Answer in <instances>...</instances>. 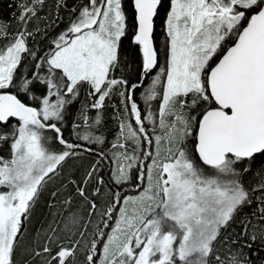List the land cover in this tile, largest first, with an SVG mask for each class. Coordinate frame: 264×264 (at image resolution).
<instances>
[{"label":"snow or ice","instance_id":"1","mask_svg":"<svg viewBox=\"0 0 264 264\" xmlns=\"http://www.w3.org/2000/svg\"><path fill=\"white\" fill-rule=\"evenodd\" d=\"M42 4H22L19 21L26 25ZM131 4L142 78L159 69L144 98L158 101V106L155 111L142 109L132 93H120L127 116L121 117L112 144L116 167L109 187L132 183L138 194L110 191L95 228L92 221L70 213L63 228H51L52 234L29 255L39 258V264H76L81 252L82 264H253L245 249L259 242L257 254L264 251V166L256 173L261 180L254 188H247L242 177L258 156L264 157V0ZM162 9L163 64L153 41ZM127 19L123 0H88L46 55L30 52L27 41L32 33L26 28L0 48V125L15 120L9 132L0 130V140L12 139L11 158L0 157V264H16L24 221L45 185L69 158L91 151L65 140L53 122L63 120L65 97H75L86 84L98 95L92 107L101 109L117 85H128L126 79L110 78L120 63ZM25 54L40 61L35 68L47 65L41 107L19 98L21 92L31 95L34 83L23 78L17 85ZM45 129L54 133L52 140L63 150L48 145ZM189 136L194 139L189 141ZM79 139L104 142L103 136L91 133ZM99 155L104 158L103 152ZM96 168L91 165L76 185L89 217L99 211L97 198L104 184L95 179L89 193ZM255 192L260 193L259 211L239 220L240 231L225 235L242 209L252 204ZM89 229L92 238L85 245Z\"/></svg>","mask_w":264,"mask_h":264},{"label":"trees","instance_id":"2","mask_svg":"<svg viewBox=\"0 0 264 264\" xmlns=\"http://www.w3.org/2000/svg\"><path fill=\"white\" fill-rule=\"evenodd\" d=\"M123 2L128 18L127 34L121 40L118 69L110 73V78L126 79L128 85H117L111 95L105 98L101 109L92 107L98 99V95L93 94L92 89L86 84L79 89L75 97L71 95L65 97L68 102L63 109V120L53 122L61 128L65 140L69 143L84 144L91 151L79 152L77 156L69 158L64 162L59 175L41 190L32 205L30 215L24 221L23 235L20 237L15 257L16 264H39V258L31 256L29 253L33 249H38L43 244L45 237L52 234L51 228H56L58 225L63 228V221L70 213L83 217L85 221H92L91 228H95L100 221V213L108 206L110 191L118 192L120 196L130 195L137 191L132 183H126L121 188L112 186L110 189L109 187L112 183L111 174L116 167L112 155V144L115 143L119 133L121 117L127 116L120 93L127 90L133 94L142 109L155 111L158 101L146 102L144 94L155 76V71L159 69H156L147 78H142V53L139 46L134 43L136 27L134 12L131 0H123ZM25 3L31 6L32 0H0V26H2L0 27V48L10 44L13 37L26 28L29 33H32L27 41L30 52L36 53L37 56H44L54 47L52 41L66 31L70 22L78 15L79 9L88 4V0H43L42 5H37L36 15L26 25L18 19L22 11L21 5ZM164 4L167 6L168 0H164ZM73 9L76 11L74 12ZM164 16L165 11L162 9L156 18L153 33L154 45L158 49L161 64L165 60ZM5 31L8 33L7 38L3 36ZM39 62L32 55L25 54L17 70V75L21 78L17 80V85L23 78L34 81L30 86L31 95L23 92L19 94V98L23 102L34 107H41L42 98L47 94V87L43 82L47 77V65H44L43 70L37 69L34 65ZM135 84L141 86L133 90L131 85ZM12 91L16 93V87H13ZM51 99L56 98L52 97ZM98 115L100 117L99 124L96 123ZM12 124H15V120L10 121L7 126L0 125V130L9 132ZM148 127L149 130L153 129L151 123L148 124ZM43 132L49 138L48 145L53 150H63L64 146L52 140L54 133L50 129H45ZM87 133H91L93 136H103L104 142L89 143L79 139L81 135ZM155 133L160 134L161 130L155 128ZM188 139L192 141L194 137L189 136ZM11 143V137L8 140H0V157L11 158ZM101 152L104 153L103 159L99 155ZM93 164H96L97 168L95 178L88 185L89 193L91 194L95 187V179H102L104 184L101 185L102 194L97 198L99 211L95 216L89 217L87 202L76 194V185L80 183ZM262 166H264V157L258 156L252 164L251 170L243 174L242 179L247 188H254L260 182L261 177L256 173ZM52 193H56V195L53 196ZM259 196V192L253 194L252 204L242 209L237 222L228 229L225 235L240 231L239 220L259 211L261 205L256 199ZM69 198L70 203L66 204L65 201ZM89 199H92L91 195H89ZM253 222L255 223V219ZM60 234L63 236V233ZM91 238V229H89L88 235L82 243L86 245ZM259 248L260 244L257 242L253 245L252 250L245 249L251 256L253 264H262L264 261V251H259L257 254ZM83 258V252H81L77 256L76 264H82Z\"/></svg>","mask_w":264,"mask_h":264},{"label":"rangeland","instance_id":"3","mask_svg":"<svg viewBox=\"0 0 264 264\" xmlns=\"http://www.w3.org/2000/svg\"><path fill=\"white\" fill-rule=\"evenodd\" d=\"M54 98V97H53ZM52 101L53 102H55V99L53 100L52 99ZM156 129H159L158 127H156ZM4 189H2V188H0V191H3ZM138 194V190L136 191V192H134V193H132V194H130V195H126V196H136ZM117 215H118V213H117Z\"/></svg>","mask_w":264,"mask_h":264}]
</instances>
